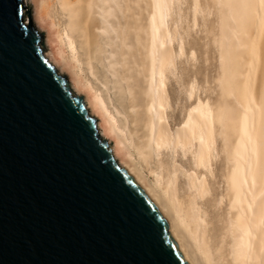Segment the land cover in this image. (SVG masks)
Instances as JSON below:
<instances>
[{
  "label": "water",
  "instance_id": "1",
  "mask_svg": "<svg viewBox=\"0 0 264 264\" xmlns=\"http://www.w3.org/2000/svg\"><path fill=\"white\" fill-rule=\"evenodd\" d=\"M44 51L27 1L0 0V264H197Z\"/></svg>",
  "mask_w": 264,
  "mask_h": 264
},
{
  "label": "rangeland",
  "instance_id": "2",
  "mask_svg": "<svg viewBox=\"0 0 264 264\" xmlns=\"http://www.w3.org/2000/svg\"><path fill=\"white\" fill-rule=\"evenodd\" d=\"M26 1L33 26L43 34L44 53L57 64L71 88L86 99L116 158L132 165L161 198L174 174L177 182H186L183 173L190 174L188 166L198 170L194 165L197 146L158 150L151 144L156 42L165 23L172 57L165 70L162 116L173 137L198 112L213 120L215 144L209 169L204 172L211 193H217L218 208L224 209L219 220L225 221L227 233L232 235L230 194L237 180L235 173L242 166L233 162L232 155L236 147H242L241 158L247 161L254 136L258 138L262 130L261 118L257 122L264 67L257 50L264 38L263 0H119L122 3L114 7L120 5V14L113 7V19L102 23L100 15L97 17L102 25L112 24L110 29L103 26L109 32L101 30L99 40H89V44L79 45L75 40L76 52L66 39L65 19L53 13L44 15L42 0ZM90 1L86 5L91 6ZM95 11L90 12L92 17L97 16ZM238 130L243 131L242 136Z\"/></svg>",
  "mask_w": 264,
  "mask_h": 264
},
{
  "label": "bare ground",
  "instance_id": "3",
  "mask_svg": "<svg viewBox=\"0 0 264 264\" xmlns=\"http://www.w3.org/2000/svg\"><path fill=\"white\" fill-rule=\"evenodd\" d=\"M86 1L87 0H42L41 3V9L44 15L50 16L53 13L54 15L58 14L65 19V24H67L66 39L72 51L75 49V40L79 41V45H81V42L86 43L92 39L96 41V39L100 37L101 30L104 32L107 29L105 28L104 30L103 26L108 27L112 25L110 23V25H102V23L105 22V20L107 21L111 18L113 19L114 9H116V12L119 13V10L117 11V9L120 5L115 8L114 4L116 3L117 5V3L119 4L122 0L120 2L119 0H91V6L87 4L89 6L88 8L86 7ZM262 5L264 6V0L262 1ZM94 9L97 10L98 14L95 11L97 16L94 15V17H92L90 14H94ZM145 10L146 9H144V12ZM116 12L114 14H116ZM88 15L92 18L89 21L90 25L87 21V19L90 18ZM98 15H100L99 19L102 20V23L97 18ZM130 15L131 14L128 16ZM140 15L144 14L142 13ZM118 18L120 17L118 16ZM120 20L118 19L117 21ZM114 26L115 28H118L119 25L117 26L116 23ZM110 28L108 27V29ZM105 32L107 33L109 31ZM167 33V27L165 23H162L159 28V36L156 42L157 55L154 69L156 94H154L155 102L153 106V118L151 117V144L158 150L165 146H179L187 150H189L190 147L195 148V146H197V151L196 153L194 152V165L198 168V170L188 166L190 174L187 175L182 172L183 178L187 180L186 182L184 180L177 182L179 179H177L175 174L173 178L175 180H173L174 183L168 179V190H166L162 197L164 199L160 197L161 194L160 196L159 194L157 195L155 190L154 193L157 195L162 206L165 208L168 218L173 221L175 234L186 238L188 245L195 256L197 264H264V75L261 104L258 101L259 111L257 125L259 124L261 118V133L258 138L257 135L254 136V143L249 148L250 150L248 149L249 155L248 160L246 159L247 161L243 159L244 157L241 158L240 152L242 147H236V150L232 155L233 162L242 164V166L239 167V171L235 173V178L237 180L234 182L232 194H230L232 195L231 205L234 212L232 215V222L235 227L230 229L232 230V235H228V227L225 221H221V219L219 220V216L223 215L224 209L220 208L221 206L218 208L216 204L217 193L216 191L211 193L209 183L207 182V177L204 172L205 168H208L211 152L214 149L215 144L216 127L213 120L206 117L202 112H198L193 115L189 126L179 129L176 132V136L173 137L168 124L162 116L165 110V99L163 100L162 97V95L166 93L164 92V89H166L165 70L169 68L171 63L170 57H172L170 56L171 52L168 49V45H166ZM257 53L260 62L264 67L263 37ZM44 56L56 68L57 72L61 74L57 64L49 58V55L46 52L44 53ZM72 91L80 96V94L76 92L73 87ZM253 99L254 101L256 100L254 96ZM84 102L86 108L89 110V114L93 116L86 99H84ZM222 120L224 121V118H222ZM97 127L99 130V125H97ZM238 134L242 136L243 131L238 130ZM112 152L114 158L121 165V167L127 169L128 165L116 158L114 150H112ZM177 171L178 169L175 172ZM159 180L160 179H158V181ZM158 183L161 182L159 181ZM184 183H188L189 186L187 185V188L183 187L185 185ZM164 188H166V186ZM193 249L196 251V254Z\"/></svg>",
  "mask_w": 264,
  "mask_h": 264
}]
</instances>
